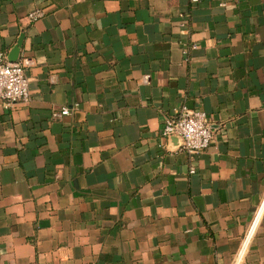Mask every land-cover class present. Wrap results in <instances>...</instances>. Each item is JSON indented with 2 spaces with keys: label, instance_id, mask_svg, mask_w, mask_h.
Listing matches in <instances>:
<instances>
[{
  "label": "crops",
  "instance_id": "0c3cea01",
  "mask_svg": "<svg viewBox=\"0 0 264 264\" xmlns=\"http://www.w3.org/2000/svg\"><path fill=\"white\" fill-rule=\"evenodd\" d=\"M22 34L0 264H264V0H0L8 59ZM181 105L211 117L198 155L162 135Z\"/></svg>",
  "mask_w": 264,
  "mask_h": 264
},
{
  "label": "built area",
  "instance_id": "2783aa9c",
  "mask_svg": "<svg viewBox=\"0 0 264 264\" xmlns=\"http://www.w3.org/2000/svg\"><path fill=\"white\" fill-rule=\"evenodd\" d=\"M191 1L197 3L200 0ZM44 15V9L38 8L29 13L28 17L31 21H36ZM184 53L187 51L185 50ZM32 63L31 58L22 56L16 61H10L7 54L0 51V100L6 108L11 109L19 103L29 102V79L26 70ZM77 108L78 104L64 106L60 111L54 112L53 115H70ZM162 135L167 138L179 137L182 141L180 146L183 150L191 155H198L212 144V120L209 113L204 110L181 105L175 115L165 118Z\"/></svg>",
  "mask_w": 264,
  "mask_h": 264
},
{
  "label": "water",
  "instance_id": "95a60500",
  "mask_svg": "<svg viewBox=\"0 0 264 264\" xmlns=\"http://www.w3.org/2000/svg\"><path fill=\"white\" fill-rule=\"evenodd\" d=\"M24 34L20 36L15 46L12 48L9 54L10 61H16L20 57L21 49L23 46Z\"/></svg>",
  "mask_w": 264,
  "mask_h": 264
}]
</instances>
